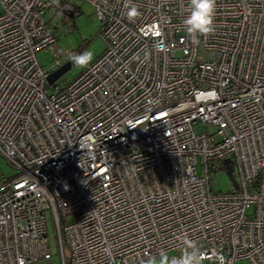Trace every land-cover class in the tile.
Returning <instances> with one entry per match:
<instances>
[{
  "label": "built area",
  "instance_id": "1",
  "mask_svg": "<svg viewBox=\"0 0 264 264\" xmlns=\"http://www.w3.org/2000/svg\"><path fill=\"white\" fill-rule=\"evenodd\" d=\"M81 1L104 51L49 84L76 54L56 49V1L0 0V264L51 257L45 210L60 264H145L183 235L202 263L264 264V0H217L195 41L189 0ZM226 159L236 188L214 191Z\"/></svg>",
  "mask_w": 264,
  "mask_h": 264
},
{
  "label": "rangeland",
  "instance_id": "2",
  "mask_svg": "<svg viewBox=\"0 0 264 264\" xmlns=\"http://www.w3.org/2000/svg\"><path fill=\"white\" fill-rule=\"evenodd\" d=\"M69 3L72 8H75V14L72 17H64L61 12L55 13L54 9L48 11L45 15V19L50 22V27L56 36V49L61 52H69L72 50H80V53L91 50L95 53L94 59L102 54L105 48L104 41L97 32L100 27V22L94 15L93 8L90 4L81 0H70ZM1 10V8H0ZM81 47V48H79ZM53 51L46 49L40 50L35 54V59L41 67H49L53 62ZM93 59V60H94ZM60 77V80H69L75 76L80 70L73 63ZM16 173V169L11 166L2 156L0 155V179L2 177H10ZM210 186L214 191L225 192L232 188L231 179L227 173L223 171H214L210 173ZM45 225L48 237V244L51 253L49 259H45L38 264H60L59 248L57 244V231L50 210H45ZM66 256L68 252H65ZM170 255L173 252H169ZM147 261V260H146ZM146 264V262H145ZM202 264H213L212 262H203ZM235 264H251L248 260H238Z\"/></svg>",
  "mask_w": 264,
  "mask_h": 264
},
{
  "label": "clouds",
  "instance_id": "3",
  "mask_svg": "<svg viewBox=\"0 0 264 264\" xmlns=\"http://www.w3.org/2000/svg\"><path fill=\"white\" fill-rule=\"evenodd\" d=\"M217 0H189L187 14L183 20L186 33L195 41L199 37L214 34L216 29ZM136 6L128 8L127 17L131 21L139 16ZM95 53L86 50L70 57L77 68H86L94 59ZM182 240L183 248L179 255H170L161 249L157 256H150L146 264H202L203 253L197 241L186 235L178 237Z\"/></svg>",
  "mask_w": 264,
  "mask_h": 264
},
{
  "label": "water",
  "instance_id": "4",
  "mask_svg": "<svg viewBox=\"0 0 264 264\" xmlns=\"http://www.w3.org/2000/svg\"><path fill=\"white\" fill-rule=\"evenodd\" d=\"M72 14L70 13L69 17H71ZM68 68H70V63L69 62H66L65 64H63L62 66H60L59 68L55 69L52 73H50L48 76H47V81L46 83H52V81H55L57 78H59L61 75H63V73H65L67 70H69ZM226 166H225V170L227 173V175L229 176L230 173L229 171L231 170V166L229 164V160H224ZM235 183V182H234ZM234 187L236 188V184H234Z\"/></svg>",
  "mask_w": 264,
  "mask_h": 264
},
{
  "label": "trees",
  "instance_id": "5",
  "mask_svg": "<svg viewBox=\"0 0 264 264\" xmlns=\"http://www.w3.org/2000/svg\"><path fill=\"white\" fill-rule=\"evenodd\" d=\"M56 2H54V6H55V13H59V12H63L62 13V15L64 16V17H69V15H70V13L72 14V16H74V14H75V8H72V5L68 2V4H69V6H71V9L70 8H65V10L64 9H62V7H64L63 5H64V2L63 1H61V0H55ZM71 16V17H72ZM48 23H49V25H50V22L49 21H47ZM53 33V32H52ZM55 35V34H54ZM56 37V36H55ZM79 48H81V47H79ZM81 49H83V48H81ZM81 49H77V50H75V52H76V54H79L80 53V50ZM8 162V161H7ZM9 163V162H8ZM10 164V163H9ZM11 165V164H10ZM2 178H4V177H2ZM1 178V179H2ZM0 179V180H1Z\"/></svg>",
  "mask_w": 264,
  "mask_h": 264
},
{
  "label": "flooded vegetation",
  "instance_id": "6",
  "mask_svg": "<svg viewBox=\"0 0 264 264\" xmlns=\"http://www.w3.org/2000/svg\"><path fill=\"white\" fill-rule=\"evenodd\" d=\"M65 10V9H64Z\"/></svg>",
  "mask_w": 264,
  "mask_h": 264
}]
</instances>
